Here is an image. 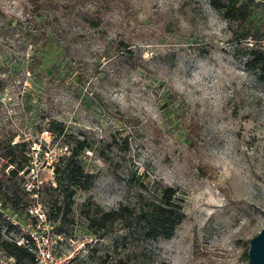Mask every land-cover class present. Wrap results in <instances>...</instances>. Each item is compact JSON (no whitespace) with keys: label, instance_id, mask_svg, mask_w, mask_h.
I'll use <instances>...</instances> for the list:
<instances>
[{"label":"rangeland","instance_id":"rangeland-1","mask_svg":"<svg viewBox=\"0 0 264 264\" xmlns=\"http://www.w3.org/2000/svg\"><path fill=\"white\" fill-rule=\"evenodd\" d=\"M41 1L0 0V140L24 143L32 166L15 178L46 212L44 184L74 138L94 175L62 231L50 219L62 238L47 264H248L264 226V86L242 34L264 37V0L239 22L211 0ZM160 183L184 213L170 238L143 239L135 212L102 236L88 228L83 203L131 207ZM18 218L29 220L0 205L3 238L21 239L8 226ZM13 262L0 248V264Z\"/></svg>","mask_w":264,"mask_h":264},{"label":"trees","instance_id":"trees-1","mask_svg":"<svg viewBox=\"0 0 264 264\" xmlns=\"http://www.w3.org/2000/svg\"><path fill=\"white\" fill-rule=\"evenodd\" d=\"M251 0H211L212 6L221 13V15L230 21H242L248 17V7ZM29 6L36 10L41 7V0H27ZM95 3L97 4L98 1ZM94 3V4H95ZM98 8V6H97ZM38 12V11H37ZM39 13H37L38 15ZM81 19L91 26L99 25V18L87 11L81 13ZM245 38H255L250 31H245ZM250 59L247 66L254 70L256 78L264 86V52L257 48H251ZM50 130L57 135H65V127L61 121H52ZM22 141L13 144L10 141L0 140V159L5 161L0 168V189L7 193V196L0 201L3 208L10 209L13 214L21 215L23 212L27 214V208L32 202L29 192L24 190L15 176L19 171L27 170L30 156L22 153ZM90 148L85 140L74 138L71 141V147L63 154L56 158V166L53 168L54 182L53 186L50 182L44 184V198L47 203V215L53 222L57 221L61 224L56 227L58 231H62V226L67 223V216L71 211L73 203V195L77 189L86 190L91 185L94 175L85 171L80 156L82 152ZM11 165L9 171H5L6 166ZM160 190L154 198H137L134 206L120 205L115 209H100L94 202H91L94 209H91L89 202L83 203L82 214L88 220V228L94 234L102 236L108 228L113 229L114 224L119 222L123 227H128V220L132 213H137L140 229L139 233L143 239L170 238L175 228L181 223L184 213L178 203L173 201L175 189L163 183H160ZM9 227L16 225L8 223ZM129 229V228H128ZM23 235L20 236V238ZM18 238L8 240L3 238L0 229V248L4 253L12 257V264H34L33 252L30 246L18 243Z\"/></svg>","mask_w":264,"mask_h":264},{"label":"built area","instance_id":"built-area-1","mask_svg":"<svg viewBox=\"0 0 264 264\" xmlns=\"http://www.w3.org/2000/svg\"><path fill=\"white\" fill-rule=\"evenodd\" d=\"M250 46L257 48L264 52V37L262 38H248ZM32 166L31 159L27 169ZM27 214L29 220L18 218L16 221H12V224H16L23 229V237L18 239V243H23L30 246L34 256V264H47V261L53 258L54 244L62 238L60 232H55L47 212L41 208V204L33 203L27 208ZM76 250V249H75ZM73 256V255H70ZM74 258V257H73ZM12 264V263H11Z\"/></svg>","mask_w":264,"mask_h":264},{"label":"water","instance_id":"water-1","mask_svg":"<svg viewBox=\"0 0 264 264\" xmlns=\"http://www.w3.org/2000/svg\"><path fill=\"white\" fill-rule=\"evenodd\" d=\"M248 264H264V226L249 239Z\"/></svg>","mask_w":264,"mask_h":264}]
</instances>
